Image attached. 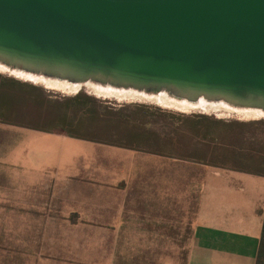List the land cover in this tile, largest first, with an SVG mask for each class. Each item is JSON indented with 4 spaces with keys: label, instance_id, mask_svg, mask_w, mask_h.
<instances>
[{
    "label": "water",
    "instance_id": "95a60500",
    "mask_svg": "<svg viewBox=\"0 0 264 264\" xmlns=\"http://www.w3.org/2000/svg\"><path fill=\"white\" fill-rule=\"evenodd\" d=\"M0 64L264 112V0H0Z\"/></svg>",
    "mask_w": 264,
    "mask_h": 264
},
{
    "label": "rangeland",
    "instance_id": "374dc122",
    "mask_svg": "<svg viewBox=\"0 0 264 264\" xmlns=\"http://www.w3.org/2000/svg\"><path fill=\"white\" fill-rule=\"evenodd\" d=\"M0 76L30 84L51 100H65L78 94L89 96L103 107L122 110L126 115L135 117L141 127L134 129V134L148 133L143 141L131 140V135L119 129L109 130L107 135L100 133L105 142L103 144L36 130L0 128V202L7 194L17 205V200L23 198L17 192L21 184L19 181L24 178L30 179L31 183L54 181V200L59 209L56 213L58 232L62 236L67 232L69 234V228H62V220L68 213L66 196L71 181L76 185L78 182L74 178L85 176L84 173L94 169L97 171V167L105 169V173L109 172L106 168L113 172L117 162H121L115 179L121 176L117 187L121 188L118 183L123 180L122 188L128 193L121 221L117 226L82 231L83 235L108 238L114 242L100 244L104 251L98 257L78 259L73 264H187L201 192L206 180L208 184L214 180L210 173L222 170L197 164V155L204 154L206 161L210 162L216 154L212 146L197 141V129H206L209 122L216 120L238 123L244 126H235L234 132L244 139L245 147L253 140L264 141V116L243 118L235 113L220 111L189 112L146 101L98 95L87 89H81L76 94L67 93L20 80L8 73H0ZM17 120H24L31 126L56 128L42 123L30 110ZM158 137L170 143H180V147L176 145V158L151 153L156 148ZM94 178L97 180L96 176ZM259 182V188L264 192V180ZM31 193L26 196L30 205L34 192ZM13 215L16 216V212ZM74 233L81 235V231ZM43 264L54 263L43 261Z\"/></svg>",
    "mask_w": 264,
    "mask_h": 264
},
{
    "label": "crops",
    "instance_id": "0c3cea01",
    "mask_svg": "<svg viewBox=\"0 0 264 264\" xmlns=\"http://www.w3.org/2000/svg\"><path fill=\"white\" fill-rule=\"evenodd\" d=\"M2 127L13 126L0 124ZM117 163L113 172L106 166L108 173L97 167V171L84 173V178H74L76 185L71 181L66 196L68 213L62 220V228H69V234L63 236L58 232L55 182L19 181L17 192L23 198L17 205L7 194L0 202V264H73L98 257L104 251L100 244L114 241L83 235L82 231L117 226L121 221L128 193L122 188L123 180L118 183L121 188L117 187L121 176L116 180L115 172L121 162ZM210 175L214 180L210 184L206 180L201 192L187 264H256L264 221V192L259 180L264 177L228 170ZM31 192L30 205L26 196Z\"/></svg>",
    "mask_w": 264,
    "mask_h": 264
},
{
    "label": "trees",
    "instance_id": "16d2710c",
    "mask_svg": "<svg viewBox=\"0 0 264 264\" xmlns=\"http://www.w3.org/2000/svg\"><path fill=\"white\" fill-rule=\"evenodd\" d=\"M29 110L35 112L42 123L55 126V130L17 120ZM0 124L103 144L105 142L100 133L107 135L109 130H122L131 135V140L144 141L148 136L146 132L133 133L134 129L141 127L135 117L126 115L122 110L103 107L94 98L78 94L65 100H51L38 88L3 76H0ZM235 126L244 125L216 120L209 122L206 129H197V141L212 146L216 151L210 162L206 161L204 154L197 155V164L264 177V141L253 140L245 147L244 139L234 132ZM156 140L152 154L176 158V145L180 147V143H170L162 138ZM256 264H264V221Z\"/></svg>",
    "mask_w": 264,
    "mask_h": 264
},
{
    "label": "bare ground",
    "instance_id": "6f19581e",
    "mask_svg": "<svg viewBox=\"0 0 264 264\" xmlns=\"http://www.w3.org/2000/svg\"><path fill=\"white\" fill-rule=\"evenodd\" d=\"M0 73H8L20 80L29 81L43 86L60 89L67 93H78L81 89H87L92 93L117 99H133L155 103L161 106L172 107L184 111H201V112H227L235 113L243 118H260L264 116V112L257 109H249L238 107L236 105L226 103L224 101H210L200 98L196 101H188L186 99L175 97L165 91L160 93H148L145 91L118 88L108 84H100L95 82L73 83L66 80L51 78L39 74H31L9 66L0 64Z\"/></svg>",
    "mask_w": 264,
    "mask_h": 264
}]
</instances>
